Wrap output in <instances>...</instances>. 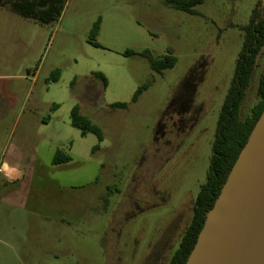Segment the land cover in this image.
Returning a JSON list of instances; mask_svg holds the SVG:
<instances>
[{"label":"rangeland","instance_id":"1","mask_svg":"<svg viewBox=\"0 0 264 264\" xmlns=\"http://www.w3.org/2000/svg\"><path fill=\"white\" fill-rule=\"evenodd\" d=\"M256 7L264 12L263 0H205L192 15L165 0H65L49 24L16 17L19 38L0 24V165L19 174L0 182V216H30L23 245L3 220L0 264H169L206 182L240 28ZM144 52L176 65L159 73ZM262 74L264 47L243 119ZM75 106L102 142L72 126ZM72 146V161L53 164Z\"/></svg>","mask_w":264,"mask_h":264},{"label":"trees","instance_id":"2","mask_svg":"<svg viewBox=\"0 0 264 264\" xmlns=\"http://www.w3.org/2000/svg\"><path fill=\"white\" fill-rule=\"evenodd\" d=\"M65 0H0V6H10L21 16L39 21L43 24H49L56 20L62 12ZM205 0H165L166 4L172 8L195 15V7L204 3ZM100 27L98 20L93 28V36L97 35ZM244 32V41L239 53L234 75L225 96L221 108L215 139L212 144V155L210 165L206 176V182L201 186L200 192L195 200L193 216L190 224L186 228L178 248L173 254L169 264H186L193 249L196 246L198 238L205 226L208 214L213 210L221 192L241 154L246 146L257 123L264 113V74L261 75L257 88V102L252 107L249 115L242 118V105L247 92L251 86L253 75L257 65L258 56L264 47V12L259 8H254L249 24L242 26ZM99 47L100 44L92 42ZM133 52L127 51L126 55ZM153 69L159 73L173 68L176 65L177 58L169 54L162 60H156L149 52H144ZM60 71L54 72V79H59ZM101 78L104 85H107V79L102 73H96ZM143 88H139L133 101L136 102L142 93ZM112 107H127V104H113ZM57 105L53 107L56 109ZM71 124L74 128L80 130L83 137L88 134L97 136L100 142L103 141L102 130L93 124V122L81 114L80 108L75 106L71 113ZM95 146V150L98 149ZM72 160L71 156L62 150H57L53 159V164L68 163ZM105 203L109 200L106 198Z\"/></svg>","mask_w":264,"mask_h":264},{"label":"water","instance_id":"3","mask_svg":"<svg viewBox=\"0 0 264 264\" xmlns=\"http://www.w3.org/2000/svg\"><path fill=\"white\" fill-rule=\"evenodd\" d=\"M186 264H264V113Z\"/></svg>","mask_w":264,"mask_h":264},{"label":"crops","instance_id":"4","mask_svg":"<svg viewBox=\"0 0 264 264\" xmlns=\"http://www.w3.org/2000/svg\"><path fill=\"white\" fill-rule=\"evenodd\" d=\"M7 6H0V10L2 11V12H0V16H1L0 24L7 23V24L11 25L12 26V29H11L12 37L13 38H19L20 37V31L23 30L25 23H24V21L19 20V18H16L19 16L21 17L20 14H18L17 12H15L11 8H7ZM6 16H11V17L4 20V18ZM23 18L28 19L25 17H23ZM41 124L43 126L48 127L51 124V120L50 119L49 120L43 119L41 121ZM67 154H69L71 156V158L73 159V157H72L73 146L71 147L69 153H67ZM54 156H55V154H54ZM53 159H54V157H53ZM53 159H52V162H53ZM18 176H19V174L16 173V170H14V169L12 170L6 163H3L2 165H0V182L2 184L8 183L10 181L11 182L15 181L18 178ZM33 215H34V213H33ZM39 218L42 219L44 222H47V224H48L51 217L39 215ZM9 219L14 221V225H13L14 228H13V231H11V232H14V234L19 235V237H20L19 244L23 245L24 243H26V240H27V235L25 236V234L23 232V231L27 230V228L25 226V222L30 219V216L29 215L27 216V214H25V213H18L15 215L9 214L7 216L4 214H1V216H0V234L3 236H6L8 234V231H7L6 226H5L7 222H4L3 220H9ZM19 262L23 263L21 258H20Z\"/></svg>","mask_w":264,"mask_h":264}]
</instances>
